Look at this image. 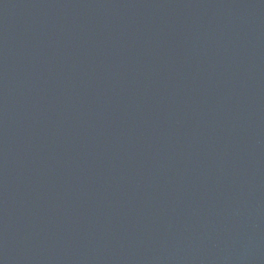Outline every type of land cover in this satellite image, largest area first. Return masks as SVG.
Segmentation results:
<instances>
[{
    "label": "water",
    "instance_id": "obj_1",
    "mask_svg": "<svg viewBox=\"0 0 264 264\" xmlns=\"http://www.w3.org/2000/svg\"><path fill=\"white\" fill-rule=\"evenodd\" d=\"M0 264H264V0H0Z\"/></svg>",
    "mask_w": 264,
    "mask_h": 264
}]
</instances>
